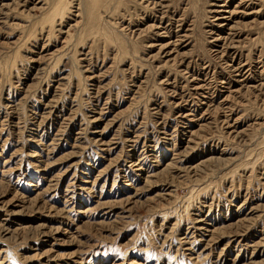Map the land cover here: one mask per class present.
Returning a JSON list of instances; mask_svg holds the SVG:
<instances>
[{"label": "rangeland", "instance_id": "rangeland-1", "mask_svg": "<svg viewBox=\"0 0 264 264\" xmlns=\"http://www.w3.org/2000/svg\"><path fill=\"white\" fill-rule=\"evenodd\" d=\"M0 264H264V0H0Z\"/></svg>", "mask_w": 264, "mask_h": 264}, {"label": "bare ground", "instance_id": "bare-ground-1", "mask_svg": "<svg viewBox=\"0 0 264 264\" xmlns=\"http://www.w3.org/2000/svg\"><path fill=\"white\" fill-rule=\"evenodd\" d=\"M196 223V222H195ZM200 229V228H199ZM198 230V229H197ZM201 230H202V228H201Z\"/></svg>", "mask_w": 264, "mask_h": 264}]
</instances>
